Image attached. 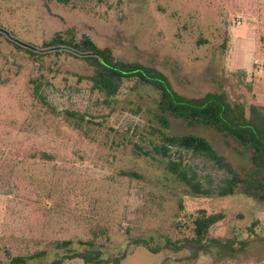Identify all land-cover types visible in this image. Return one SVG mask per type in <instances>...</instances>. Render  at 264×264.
<instances>
[{"label": "rangeland", "instance_id": "374dc122", "mask_svg": "<svg viewBox=\"0 0 264 264\" xmlns=\"http://www.w3.org/2000/svg\"><path fill=\"white\" fill-rule=\"evenodd\" d=\"M0 25L39 46L57 33L88 35L120 59L162 69L185 95L225 92L248 114L251 104H264V0H0ZM92 73L72 55H32L0 36V264L42 250L25 264H50L68 239L78 249L86 248L80 240H94L105 257L128 254L119 263L62 264H264V201L249 185L252 151L173 118L170 133L206 137L243 179L232 194H194L165 169L166 159L136 149L156 141L159 92L127 80L109 106L92 88ZM36 82L45 101L34 96ZM70 110L85 114L79 128L66 118ZM172 154L205 186L227 176L204 155ZM200 209L225 215L208 238L226 246L212 242L198 254L169 246L193 236Z\"/></svg>", "mask_w": 264, "mask_h": 264}, {"label": "trees", "instance_id": "16d2710c", "mask_svg": "<svg viewBox=\"0 0 264 264\" xmlns=\"http://www.w3.org/2000/svg\"><path fill=\"white\" fill-rule=\"evenodd\" d=\"M57 1L70 2V0ZM0 36L32 55L67 53L84 60L93 68V73L88 76L92 82V88L102 93L104 103L109 106L116 101L125 81L134 79L138 83L151 85L159 92L156 107L152 111L156 123L151 126V133L156 135V141L152 142L150 148L136 144V149L145 157L161 156L164 160L166 159L165 169L194 194L205 196L215 193L232 194L243 179L209 139L192 132L173 134L168 131L173 118L182 119L190 126L197 124L213 128L222 133L224 137L231 139L236 145L252 151L255 173L249 185L257 191L258 199L264 201V112L260 109L264 104H251L248 114L244 103L231 102L225 92L209 91L202 96L185 95L175 88L170 77L162 69L140 61L120 59L111 47L99 46L88 35L76 39L73 36L68 37L57 33L50 41L43 42L39 46L18 37L13 30L0 25ZM41 85L40 82H36L33 93L35 97L45 101L46 98L41 93ZM65 115L68 120L74 121L77 128L86 117L84 113L71 110L66 111ZM174 148L204 155L214 161L220 169L226 171L227 176L223 179V183L216 187L205 186L199 179L198 172L186 164L184 159L173 157L172 149ZM126 174L141 177L138 172L130 171ZM224 217L222 212L208 214L205 209H200L193 219V236L169 240V246L175 250L190 247L195 250L196 254L206 249L212 242L221 247L226 246L220 239L208 238L211 227ZM136 243L148 244V241L138 239ZM73 244L74 241L71 239L59 241L57 249L64 250V254L50 264H62L67 259L76 258L88 263H119L128 254L124 251L116 256L105 257L103 246L96 248L94 240H80L78 245L86 246L84 249L74 248ZM45 253L42 250L29 256H14L11 258V263L25 264L30 259L40 257Z\"/></svg>", "mask_w": 264, "mask_h": 264}]
</instances>
